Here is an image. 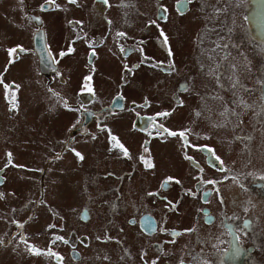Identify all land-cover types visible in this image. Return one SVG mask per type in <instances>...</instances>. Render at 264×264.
Here are the masks:
<instances>
[{"label": "flooded vegetation", "instance_id": "flooded-vegetation-1", "mask_svg": "<svg viewBox=\"0 0 264 264\" xmlns=\"http://www.w3.org/2000/svg\"><path fill=\"white\" fill-rule=\"evenodd\" d=\"M19 1L25 27L17 23L12 7L18 0H0V16L11 6L8 24L18 32L20 28L26 29L20 41L24 44L15 41L17 43L1 47L4 61L0 65V101L4 97L9 104L2 107L0 102V126L8 120L5 125L12 126V121L17 119L16 96L20 97L23 91L19 90L18 81L11 73L16 72L18 60L26 56L36 63L33 38L42 37L55 66L57 59L78 54L83 60L86 53V63H82L84 74L80 75L86 83H81L75 98L78 101L83 100V95L93 98V86L99 90L93 73L98 71L93 68L87 72L88 66L93 67L100 48L108 42L116 27H124V23L144 7V0H108L107 4L104 0ZM151 1L155 30L150 28V21L145 30L153 35L159 52L171 57L169 39L172 35L165 27H170L174 33L171 14L187 15L192 2L184 7L178 4L179 0ZM82 6L90 13L89 20L64 23L66 32H75L81 38L72 42L63 37L62 47L55 51L46 15L65 14L68 9L81 10ZM231 11L234 14L232 30L229 26ZM222 13L223 41L213 36L214 43L199 48L195 60L204 64L212 57L220 58L215 67L192 71L197 85L181 80L171 86L168 100L163 96L161 103L157 101V107L142 99L129 102L125 108L123 88L126 81L121 80L98 115L91 108L79 109L76 105L71 108L75 110L78 123L67 130L68 136L59 150L63 151L85 124L93 126V122L95 143L102 142L107 148L108 164L95 157V170L103 172L108 168V171L104 180L92 179V206L87 204L86 190L81 191L82 203L72 213L77 225L91 220L93 226L89 229H66L64 219L56 216L53 222L48 219L41 228L40 242L25 240L26 225L33 220L34 214L41 210L47 217L49 214L44 186L48 164L42 158L31 168L19 164L14 149L10 157L4 155L0 163V193L3 190L5 195L12 194L5 186L8 171L14 164L25 172L31 170L36 174L37 188L33 191L35 196L25 201V216L6 223V233L0 235V264L7 251L17 258L18 250L10 244L16 238L26 248L27 254L20 252L27 257V264H264V0H233L231 7ZM226 38L229 41L224 40ZM143 46L144 42L138 46L123 45L118 51L122 58H127ZM9 50H15L14 54L10 55ZM227 57L230 58L226 60ZM132 68H119V72H133ZM159 68L168 72L165 67ZM59 69L55 67L50 74L37 71L44 81L56 75L62 82L64 75L57 73ZM90 88L91 92L81 91ZM116 98H120V109L112 107ZM208 102L218 109L221 117L218 133L211 138L204 131L210 127L205 118ZM65 111L68 109L63 105L61 112ZM88 111L91 116L85 122ZM122 112L127 116L125 125L134 147L109 125V121ZM182 112L191 117L184 121L179 119ZM176 118L178 122L173 121ZM163 129L177 134L169 135ZM181 132H184L183 137ZM168 145L169 152L165 149ZM171 153L179 162H170L168 168H158L157 155L169 159ZM67 157L78 163L75 143L53 161ZM82 157L84 161L85 155ZM56 236L62 239L52 243ZM28 245L40 253L51 250L60 259L33 254Z\"/></svg>", "mask_w": 264, "mask_h": 264}, {"label": "rangeland", "instance_id": "rangeland-1", "mask_svg": "<svg viewBox=\"0 0 264 264\" xmlns=\"http://www.w3.org/2000/svg\"><path fill=\"white\" fill-rule=\"evenodd\" d=\"M13 1V0H12ZM36 2V0H31ZM192 8L187 15L171 14V21L174 22L175 32L172 33L170 27H165V31H169L172 37L169 39L172 56L166 57L158 50V45L154 40L153 35L145 29L148 27L155 30L152 22V6L151 0H144L142 12L133 15L124 23V27H116L111 34L107 43H103L100 48V54L95 60L93 67L88 66V71L97 68L98 72L93 73V78L96 80V85L99 90L93 86V98H86L83 95V100L78 101L75 94L82 81L80 75L84 72L82 63H86V53L81 55L67 56L58 60L57 73L63 74V81L51 76L50 79L44 81L39 75L36 63L32 61L30 56L19 60L16 65V72L11 73L16 81H18L19 90L23 91L19 96H16L17 101V119L12 121L2 122L0 126V163L4 161V155L13 154L19 164L31 165L41 159L48 164L45 175V200L49 203V214L47 215L41 210L39 213L34 210L33 220L26 225L25 240L41 241V228L45 222H53L54 217L64 219V228H82L89 229L93 226L91 220L87 223L77 225L76 219H73L72 213L75 208H78L82 203L81 191L86 190L87 204L92 206L91 201V182L92 179L102 181L105 179V174L108 171L100 172L95 170L96 159L108 164L106 158L107 148L103 143H95L94 137L96 133L95 123L85 124L73 137L63 151L71 148L75 143V157L78 159L76 164L71 157L65 160L53 161L54 158L62 153L59 147L66 140L69 128L78 123L73 106L81 108H91L94 114L98 112L109 99L114 89L121 80L126 81L124 86V107L128 108V103L144 100L154 107H157V101H160L163 96L168 100V95L171 92V86L176 85L179 81H187L190 85H197V80L193 78V74L197 69L215 67L219 58L212 57L204 64H198L195 57L199 48L203 45L214 43L213 36L219 38L225 36L223 25V11L229 9L233 0H191ZM190 2V3H191ZM14 8L15 18L20 27H25L24 19L20 16L21 2L12 3ZM11 6L8 12H3L0 16V65L4 59L1 51L2 46L18 43L26 34V29L16 31L8 23L11 21ZM221 16V17H220ZM90 13L82 6L81 10L68 9L63 12L51 13L46 15V23L50 28V37L53 41V49L61 48L63 37L65 40L72 42L79 41L81 36L75 32H66L64 23L68 20L82 21L83 18L89 20ZM216 18V19H215ZM230 30L234 25V14H230L229 20ZM215 34L213 35V33ZM123 33L124 35H118ZM217 40V41H218ZM229 41V39H224ZM15 42V43H17ZM141 42L145 46L134 51L127 58H122L119 54L118 47L123 45L138 46ZM172 42V43H171ZM94 46V44H93ZM90 52V48L88 49ZM14 52H12V55ZM230 58L227 57L226 60ZM57 64V61H55ZM134 66V68H132ZM160 67H165L168 72H163ZM119 68H132L133 72H119ZM13 68L10 69V71ZM38 70V71H37ZM9 71V72H10ZM63 71V72H60ZM41 72V71H40ZM48 72V71H45ZM52 72V71H50ZM56 73V74H57ZM84 74V73H83ZM44 82H49V85H44ZM91 89V88H90ZM82 92H91L89 89H83ZM55 94V95H54ZM1 106H8L9 102L1 99ZM209 103L208 115L205 117L209 123L208 131L210 138L212 134L218 133L220 114L215 106ZM65 106L68 111L61 112L62 106ZM162 104L161 106H163ZM124 112L119 113L118 117H114L109 121V125L114 131L120 132L128 142L134 147L130 132L127 130L125 123L126 115ZM180 113L179 119L184 121L190 115ZM8 115V113H7ZM200 115L199 117H201ZM178 118L173 121H179ZM65 124V125H64ZM215 129L216 131L212 130ZM93 136V142H92ZM161 148L162 145H155ZM171 147L168 145L165 149L169 152ZM98 149V152L94 150ZM138 150V149H137ZM85 155L84 161L76 155ZM3 157V159H2ZM158 168H168L170 162H179L176 155L171 153L169 159H163L157 155ZM181 163V162H180ZM8 171L5 189L9 188L12 194L0 193V235H5L6 223L14 219H21L25 216L27 198L32 199L35 194L37 185L35 183L36 174L31 170H26L13 165ZM215 175L216 172H215ZM95 188L93 187V190ZM28 211V210H27ZM11 227H13L11 225ZM17 240V238H16ZM12 241L10 244L18 250L17 258L15 254L7 251L1 257V264H27V257L20 251L26 253V248L21 246V243Z\"/></svg>", "mask_w": 264, "mask_h": 264}, {"label": "snow or ice", "instance_id": "snow-or-ice-1", "mask_svg": "<svg viewBox=\"0 0 264 264\" xmlns=\"http://www.w3.org/2000/svg\"><path fill=\"white\" fill-rule=\"evenodd\" d=\"M69 2L74 3L75 0H69ZM107 2H108V0H104V3H105V4H107ZM181 2H183V0H181ZM165 11H166V10H165ZM118 35H124V34H123V33H118ZM162 35H163V33H162ZM165 42H166V38H165ZM14 51H15V50H9V54L11 55L12 52H14ZM70 51H71V49H70ZM62 55H63V54H62ZM86 79H90V77H89V78H86ZM89 91H91V89H89ZM54 95H55V94H54ZM14 107H15V105H13V108H14ZM227 111H228V109H225V112H227ZM158 115H160V114H158ZM163 115H167V113H164ZM163 131L168 132L169 135H176V134H177V133L172 132V131L167 130V129H163ZM180 136L183 137V136H184V132H181V133H180ZM112 139L115 140L116 137L113 136ZM193 147L195 148V147H197V146H196V145H193ZM200 150H203V149H200ZM209 151H211V150L209 149ZM8 155H9V157H10L11 154H8ZM76 155H77L78 157H80L81 159L83 158L82 156H80L79 153H76ZM124 155H125V156L128 155V153H127L126 150L124 151ZM141 159L143 160V157H141ZM189 159H190V158H189ZM9 162H11V161L9 160ZM148 167H152V165H151V164H148ZM168 179L171 180V179H173V178L169 177ZM177 183H178V181H177ZM209 183H211V181H209ZM150 195H151V193H150ZM61 239H62L61 237L56 236V237L53 238L52 243H55L56 241H59V240H61ZM21 242H23V241H21ZM64 242L67 243V241H64ZM0 243H2V242H0ZM28 250H29L30 252H32L33 254H37V255H39V254H45V255H48V256H56L57 259H60V257H59L56 253L52 252L51 250H49L47 253H40L39 250L36 249V248H35L34 246H32V245H28Z\"/></svg>", "mask_w": 264, "mask_h": 264}]
</instances>
